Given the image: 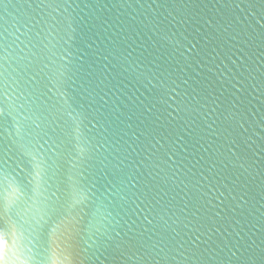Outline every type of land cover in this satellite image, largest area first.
I'll list each match as a JSON object with an SVG mask.
<instances>
[{
	"label": "water",
	"instance_id": "1",
	"mask_svg": "<svg viewBox=\"0 0 264 264\" xmlns=\"http://www.w3.org/2000/svg\"><path fill=\"white\" fill-rule=\"evenodd\" d=\"M0 264H264V0H0Z\"/></svg>",
	"mask_w": 264,
	"mask_h": 264
}]
</instances>
